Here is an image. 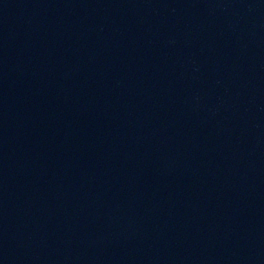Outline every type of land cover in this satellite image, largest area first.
Instances as JSON below:
<instances>
[{
  "label": "water",
  "instance_id": "obj_1",
  "mask_svg": "<svg viewBox=\"0 0 264 264\" xmlns=\"http://www.w3.org/2000/svg\"><path fill=\"white\" fill-rule=\"evenodd\" d=\"M0 264H264V0H0Z\"/></svg>",
  "mask_w": 264,
  "mask_h": 264
}]
</instances>
